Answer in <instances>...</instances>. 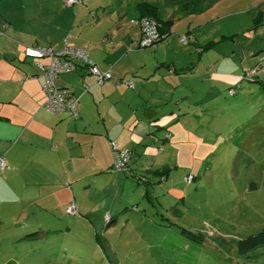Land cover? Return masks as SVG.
Instances as JSON below:
<instances>
[{
    "label": "rangeland",
    "instance_id": "obj_1",
    "mask_svg": "<svg viewBox=\"0 0 264 264\" xmlns=\"http://www.w3.org/2000/svg\"><path fill=\"white\" fill-rule=\"evenodd\" d=\"M82 1L98 5L102 23L120 30L113 40L133 25L137 4L159 6L174 51L154 55L152 47L137 46L123 63L151 69L165 54L176 55L178 66L193 60L194 76L179 84L192 85L193 94L190 103L178 102L182 107L169 126L170 115L160 119L164 129L148 139L149 156L138 161L118 149L128 170L136 169L134 162L142 166L140 175L113 169L122 180L105 188L96 180L92 203L82 193L77 198L75 181L77 215L55 203L52 214L19 220L30 229L1 226L0 264H264V246L238 251L240 240L264 229V0ZM64 2L0 0V13L29 27ZM124 15L120 25L116 17ZM182 36L198 47L182 44ZM207 60L214 65L209 77L227 87L207 81ZM160 69L167 72V66Z\"/></svg>",
    "mask_w": 264,
    "mask_h": 264
},
{
    "label": "crops",
    "instance_id": "obj_2",
    "mask_svg": "<svg viewBox=\"0 0 264 264\" xmlns=\"http://www.w3.org/2000/svg\"><path fill=\"white\" fill-rule=\"evenodd\" d=\"M80 4L59 6L55 15H38L37 25L32 23L29 27L28 22L19 25L12 17L0 13V30L7 35L0 34V156L6 164L0 173V227L6 224L15 230L30 229L32 225L19 224V220L35 219L39 212L49 214L55 203L67 207L74 202L78 210L71 192L75 181H80L77 184L79 199L83 194L87 198L91 196L96 180L105 188L115 183V179L123 178L112 169L111 143L130 157L137 156L138 161L142 155L149 156L151 142L148 139L164 129L160 119L170 115L166 123L169 126L176 117V107H182L178 102L186 98L190 103L192 85L184 88L179 84L186 76H194L193 60L178 66L176 55L168 58L165 54L164 58L154 59L155 66L151 69L125 65V57L138 53L140 27L125 24L127 29L113 40L120 30L111 28L109 21L102 23L97 11L100 7ZM168 4L167 1L166 6ZM151 6L155 7V18L165 22L158 14L159 6ZM140 16L136 7L130 18ZM116 19L124 25L126 16ZM166 33L168 35L152 47L154 55L158 51H174L175 42L167 40L170 28ZM64 43L86 49L89 59L111 75L110 81L98 85L94 76L79 67L55 79L57 87L77 97L75 118L68 113L53 115L43 110V80L35 62L47 61L30 51L32 46L58 50ZM196 43L193 38L189 44L197 48ZM208 48L209 43L202 50ZM200 54L201 51L198 59H201ZM205 65V75H208L214 68L213 61L207 60ZM163 66H167V72L160 69ZM213 76L208 75L207 81L228 86V82ZM168 108L171 110L167 112ZM134 163L136 169L129 170L132 176H138L142 166ZM83 184H88V188L82 190ZM92 202L88 198L87 203Z\"/></svg>",
    "mask_w": 264,
    "mask_h": 264
},
{
    "label": "built area",
    "instance_id": "obj_3",
    "mask_svg": "<svg viewBox=\"0 0 264 264\" xmlns=\"http://www.w3.org/2000/svg\"><path fill=\"white\" fill-rule=\"evenodd\" d=\"M81 2V0H66L64 5L71 7ZM132 24H137L140 27L141 38L138 42L140 48L156 45V42L159 40V23L156 20L151 17H142L132 20ZM179 41L186 45L191 43L193 39L182 36ZM30 51L34 52L37 58L46 59L47 61L46 63L36 61L35 65L40 70L43 80L42 92L45 100L42 108L53 115L68 113L72 118L77 116V97L69 90L55 85L54 81L59 75L73 72L77 68L82 67L88 74L94 76L95 83L98 85L111 80L110 73L108 71H101L89 59L88 51L84 48L69 47L64 43L58 50L32 46L30 47ZM83 88L84 90L87 89L84 84ZM110 146L114 156L112 169L127 172V156L118 150L116 144L111 143ZM5 168L6 164L0 156V173ZM191 179L193 178L188 176L187 182H190ZM65 211L68 215H77L75 203L70 202Z\"/></svg>",
    "mask_w": 264,
    "mask_h": 264
},
{
    "label": "trees",
    "instance_id": "obj_4",
    "mask_svg": "<svg viewBox=\"0 0 264 264\" xmlns=\"http://www.w3.org/2000/svg\"><path fill=\"white\" fill-rule=\"evenodd\" d=\"M137 7L139 8L141 12L140 18L145 17V16L151 17L152 19L156 20L159 23V40L156 42L157 44L159 41H161L164 37L168 35L166 32L169 29V23L160 22L159 20L155 18V7L154 6H151L146 3H140L137 5ZM263 246H264V229L255 235H251L243 240H240L238 243V251L239 253H244L246 251L255 250Z\"/></svg>",
    "mask_w": 264,
    "mask_h": 264
}]
</instances>
